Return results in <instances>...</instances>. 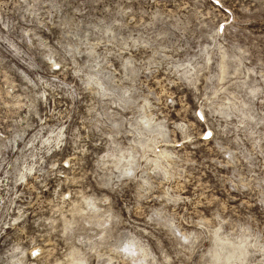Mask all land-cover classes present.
<instances>
[{"label":"rangeland","instance_id":"1","mask_svg":"<svg viewBox=\"0 0 264 264\" xmlns=\"http://www.w3.org/2000/svg\"><path fill=\"white\" fill-rule=\"evenodd\" d=\"M0 264H264V0H0Z\"/></svg>","mask_w":264,"mask_h":264}]
</instances>
